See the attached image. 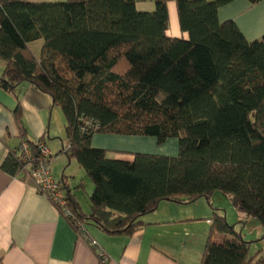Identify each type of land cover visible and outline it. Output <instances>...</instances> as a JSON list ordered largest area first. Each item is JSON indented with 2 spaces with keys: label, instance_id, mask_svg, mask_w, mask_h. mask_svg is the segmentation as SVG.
<instances>
[{
  "label": "trees",
  "instance_id": "16d2710c",
  "mask_svg": "<svg viewBox=\"0 0 264 264\" xmlns=\"http://www.w3.org/2000/svg\"><path fill=\"white\" fill-rule=\"evenodd\" d=\"M172 1L188 39L168 36L169 0H0V88L17 95L30 84L62 110L67 144L49 162L64 154L93 184L86 215L65 177L58 181L85 226L131 236L163 202L221 192L258 221L264 240V37L250 42L235 22H220L219 10L236 0ZM148 2L154 10L139 11ZM14 116L23 138L20 104ZM95 135L152 137L159 146L174 139L178 155L116 159L93 147ZM23 142L38 158L39 146ZM19 152L0 168L25 178ZM213 209L201 264H264L261 252L251 256L258 241Z\"/></svg>",
  "mask_w": 264,
  "mask_h": 264
},
{
  "label": "crops",
  "instance_id": "0c3cea01",
  "mask_svg": "<svg viewBox=\"0 0 264 264\" xmlns=\"http://www.w3.org/2000/svg\"><path fill=\"white\" fill-rule=\"evenodd\" d=\"M140 4L143 10L148 5ZM168 11V36L188 39L181 31L177 6L172 0H169ZM219 20L221 23L235 22L248 41L259 40L264 37V1L252 6L247 0H236L219 10ZM3 70L1 65L0 76ZM19 104L26 132L23 138L14 116ZM54 108L51 98L30 84L22 85L17 95L0 88V167L8 154L16 151L23 141L37 144L41 138H45L48 149L53 146L50 144L47 112ZM60 143L61 148L55 147L57 151L60 149L58 153L66 146V139ZM168 143L171 144L169 149ZM92 145L111 152L113 158L124 160L130 159V153L167 157L178 155L177 140L159 146L152 137L95 135ZM50 152L53 154L52 150ZM63 155L53 162L61 161ZM69 161L71 165L72 160ZM65 173L62 178L65 177L69 184L70 178ZM78 173L81 180L74 185L69 184L71 190L83 180L84 189L87 185L83 170ZM22 177L11 176L0 168V264H100L96 252L78 238L68 220L36 190L31 178ZM72 194L82 210L76 190H72ZM198 203L179 205L163 202L154 213L144 218L145 226L131 236L108 235L90 224L85 227L109 257L106 264H201L212 226L208 207ZM82 212L89 215L90 207Z\"/></svg>",
  "mask_w": 264,
  "mask_h": 264
},
{
  "label": "rangeland",
  "instance_id": "374dc122",
  "mask_svg": "<svg viewBox=\"0 0 264 264\" xmlns=\"http://www.w3.org/2000/svg\"><path fill=\"white\" fill-rule=\"evenodd\" d=\"M146 4H148V5L146 6V8L144 10H142L143 9L142 5L139 4L140 5L139 11L148 12L149 9L154 10V4L153 3L151 4L152 6L150 5V2H148ZM40 46H41L40 43H36L32 47L34 52L36 53V55H39V52H40L39 47ZM1 65L3 66V64L0 62V66ZM52 104L54 106L53 101H52ZM50 113H51V115L49 116ZM47 116H48L47 122L50 119L49 135H50V138L52 140V141H50V144L53 145L49 149L52 150L53 155H55L60 150V149L58 151L55 150V147L61 148L60 142L65 139V118H64L62 110L58 106H55L54 110H52L51 112L48 111ZM173 141H174V139L170 140V142H173ZM168 146L169 147H167V149L170 148L171 144L168 143ZM177 149H178V146H177ZM61 157H62L61 161L56 160V161L52 162L53 175L57 179L56 181H59V180H61L63 173L66 172L65 173L66 176L68 175L70 178L69 184L74 185L75 182H79L81 180V176L78 172H80V170H83V169L80 168V166L76 160H72V162H71L72 164L70 165V161L68 160V157L66 155H63ZM83 173H84V171H83ZM73 177H75V178H73ZM91 186H93V184L89 180H87V185H86L85 189L77 190V187H78L77 184H76V187L74 186L72 188L73 191L76 190L78 197H79V201H80L82 210L85 212L87 210H89V207H90L89 194H91ZM93 189H94V187H93ZM92 192H93V190H92ZM198 202H200L198 204H201L204 207H206V206L208 207V209L210 211V217L211 218L215 212V210L213 208L217 207L218 209H220L217 213L221 216H224L227 219V222L229 224L236 225V230L244 236L246 241H248V242L258 241L256 243H254L252 246L251 256H255L258 252H261V257H264V240H260V238L263 235V231H262V228L260 227V225L256 219L248 218L245 214L238 213V211L231 204L228 196H226L225 194H223L221 192L216 193V195L211 199L210 202L205 198L199 200ZM211 204L213 205V207L211 206Z\"/></svg>",
  "mask_w": 264,
  "mask_h": 264
},
{
  "label": "built area",
  "instance_id": "2783aa9c",
  "mask_svg": "<svg viewBox=\"0 0 264 264\" xmlns=\"http://www.w3.org/2000/svg\"><path fill=\"white\" fill-rule=\"evenodd\" d=\"M39 146V157L35 158L30 145L22 142L19 146L23 171L34 182L36 190L45 196L49 202L64 216L69 224L75 228L78 238L84 241L91 250L96 252L100 264H106L109 257L98 242L91 237L84 224L79 222L67 207L65 192L56 181L52 163L49 162L51 152L45 144L37 143Z\"/></svg>",
  "mask_w": 264,
  "mask_h": 264
}]
</instances>
